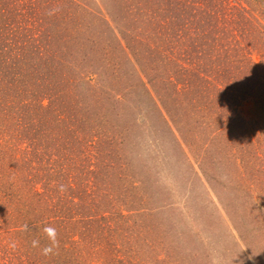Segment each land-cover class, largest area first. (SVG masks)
<instances>
[{
	"label": "rangeland",
	"instance_id": "obj_1",
	"mask_svg": "<svg viewBox=\"0 0 264 264\" xmlns=\"http://www.w3.org/2000/svg\"><path fill=\"white\" fill-rule=\"evenodd\" d=\"M214 260L264 264V0H0V264Z\"/></svg>",
	"mask_w": 264,
	"mask_h": 264
},
{
	"label": "clouds",
	"instance_id": "obj_2",
	"mask_svg": "<svg viewBox=\"0 0 264 264\" xmlns=\"http://www.w3.org/2000/svg\"><path fill=\"white\" fill-rule=\"evenodd\" d=\"M61 192H64L66 189H65V186L61 185L60 186V189H59ZM23 230H27V225L25 224L23 226ZM44 233L46 234L48 240L50 241V245L48 247H45L43 249V254L45 256L49 255L50 253H52L53 251V248H56L59 246V242L57 240V233H56V230L53 228V227H45L43 229ZM38 244V241H33V247H36ZM11 248H15L16 247V244L15 242H13L11 245H10ZM213 264H217V262L214 260L213 261Z\"/></svg>",
	"mask_w": 264,
	"mask_h": 264
},
{
	"label": "trees",
	"instance_id": "obj_3",
	"mask_svg": "<svg viewBox=\"0 0 264 264\" xmlns=\"http://www.w3.org/2000/svg\"><path fill=\"white\" fill-rule=\"evenodd\" d=\"M167 61H170V58Z\"/></svg>",
	"mask_w": 264,
	"mask_h": 264
}]
</instances>
